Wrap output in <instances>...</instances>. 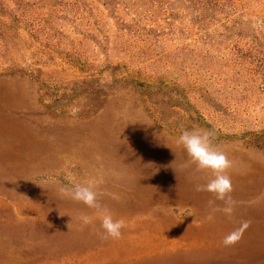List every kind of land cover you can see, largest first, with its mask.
<instances>
[{"label": "rangeland", "instance_id": "1", "mask_svg": "<svg viewBox=\"0 0 264 264\" xmlns=\"http://www.w3.org/2000/svg\"><path fill=\"white\" fill-rule=\"evenodd\" d=\"M192 129L232 162L230 217ZM0 264H264V0H0Z\"/></svg>", "mask_w": 264, "mask_h": 264}, {"label": "clouds", "instance_id": "2", "mask_svg": "<svg viewBox=\"0 0 264 264\" xmlns=\"http://www.w3.org/2000/svg\"><path fill=\"white\" fill-rule=\"evenodd\" d=\"M254 27L259 28L260 23L257 22ZM212 136L213 134L209 131L185 130L180 134L176 143L186 151L190 163L196 166V171L211 173L212 178L205 184H197L195 191L211 193L215 200L223 202L221 210L230 217L234 210V201L231 196L233 185L230 176L227 175V170L232 167V162L225 153L214 147ZM65 178L72 186L70 188H59L61 196L82 203L91 209H101L97 198L98 194L93 190L91 183H77L70 173L66 174ZM209 203L211 204L213 201H209ZM79 219L85 225L91 223V218L87 215H82ZM124 227L126 225L123 220H114L112 215L107 212L101 213L102 239H120ZM248 227L249 222L243 221L238 228L223 238V245L225 247L236 245L242 239L243 233Z\"/></svg>", "mask_w": 264, "mask_h": 264}, {"label": "crops", "instance_id": "3", "mask_svg": "<svg viewBox=\"0 0 264 264\" xmlns=\"http://www.w3.org/2000/svg\"><path fill=\"white\" fill-rule=\"evenodd\" d=\"M258 213H260V212H258Z\"/></svg>", "mask_w": 264, "mask_h": 264}]
</instances>
